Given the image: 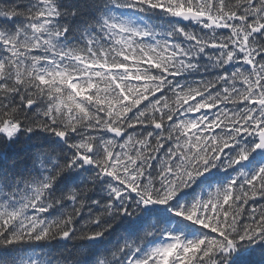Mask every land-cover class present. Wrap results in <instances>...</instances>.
Segmentation results:
<instances>
[{
	"label": "snow or ice",
	"instance_id": "6c2138e0",
	"mask_svg": "<svg viewBox=\"0 0 264 264\" xmlns=\"http://www.w3.org/2000/svg\"><path fill=\"white\" fill-rule=\"evenodd\" d=\"M0 264H264V0H0Z\"/></svg>",
	"mask_w": 264,
	"mask_h": 264
}]
</instances>
